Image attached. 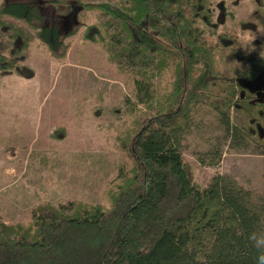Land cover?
Returning <instances> with one entry per match:
<instances>
[{
    "label": "trees",
    "instance_id": "16d2710c",
    "mask_svg": "<svg viewBox=\"0 0 264 264\" xmlns=\"http://www.w3.org/2000/svg\"><path fill=\"white\" fill-rule=\"evenodd\" d=\"M41 1L4 0L0 14L24 20L49 55L61 57L65 44L57 27L52 21L39 23L44 19L38 9ZM204 1L80 3L102 11L105 31L104 35L87 24L82 37L98 40L118 68L137 71V101L152 98L147 67L158 71L169 58L174 62L173 80L155 108L145 111L138 125L125 133L131 172L108 193L109 204H46L36 206L23 224L0 220V264H256L258 252L247 237L264 226V198L252 197L219 173L200 185L171 131L191 101L218 95L211 57L193 22L195 16L207 21ZM26 44L23 29L10 24L6 38L0 37L1 72L32 74L23 62ZM245 57L246 66L232 79L237 90L228 84L226 98L216 97L214 107L241 108L247 116L246 133L264 144V99L249 101L245 91V75L264 69V59ZM251 108L261 121L251 116ZM219 119L227 129V116Z\"/></svg>",
    "mask_w": 264,
    "mask_h": 264
},
{
    "label": "rangeland",
    "instance_id": "374dc122",
    "mask_svg": "<svg viewBox=\"0 0 264 264\" xmlns=\"http://www.w3.org/2000/svg\"><path fill=\"white\" fill-rule=\"evenodd\" d=\"M85 1L99 0H42L38 5L44 15L39 23L52 21L65 44L57 58L24 20L0 14V37L6 38L10 24L23 29V62L32 68L28 76L0 71V220L5 223L23 224L36 206L46 204L107 206L108 193L131 172L125 133L171 86L174 62L168 58L158 71L147 67L152 98L137 101V71L118 68L98 40L82 37L91 23L105 35L102 11L80 4ZM204 3L207 21L195 16L193 22L211 57L216 97L226 98L227 85L235 87L232 79L245 67V56L264 58V0ZM216 97L198 96L171 127L181 157L200 185L219 173L252 197L264 198V144L246 133L247 116L241 108L224 104L219 111ZM221 116H227V129Z\"/></svg>",
    "mask_w": 264,
    "mask_h": 264
},
{
    "label": "flooded vegetation",
    "instance_id": "af4514ba",
    "mask_svg": "<svg viewBox=\"0 0 264 264\" xmlns=\"http://www.w3.org/2000/svg\"><path fill=\"white\" fill-rule=\"evenodd\" d=\"M246 64L244 65L246 66ZM262 66H264V61L262 62ZM245 77L248 78V81L246 82L245 85L246 87L245 91L247 92V96H246L247 99H249V101L255 99L258 100L262 98L264 99V69L262 68L260 71L258 70L256 75H252V74L249 75L248 73V75H245Z\"/></svg>",
    "mask_w": 264,
    "mask_h": 264
},
{
    "label": "clouds",
    "instance_id": "9594fccd",
    "mask_svg": "<svg viewBox=\"0 0 264 264\" xmlns=\"http://www.w3.org/2000/svg\"><path fill=\"white\" fill-rule=\"evenodd\" d=\"M247 239L258 252L256 264H264V231H253L249 233Z\"/></svg>",
    "mask_w": 264,
    "mask_h": 264
}]
</instances>
